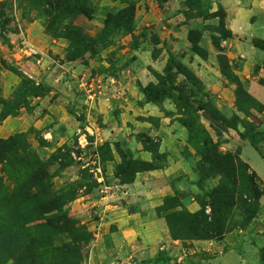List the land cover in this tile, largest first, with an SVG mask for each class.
<instances>
[{
    "label": "rangeland",
    "instance_id": "rangeland-1",
    "mask_svg": "<svg viewBox=\"0 0 264 264\" xmlns=\"http://www.w3.org/2000/svg\"><path fill=\"white\" fill-rule=\"evenodd\" d=\"M88 1L91 11L82 15L63 0H0V178L8 194L16 191L36 167L27 161L37 159L56 209L20 227V216L15 222L0 198V224L11 216L0 227V264H18L14 246L26 248L25 235L40 247L27 248L21 264H140L141 244L105 247L115 232L105 207L136 214L145 194L129 188L162 183L172 193L150 213L188 250L197 240L182 230L183 221L173 224L174 240L167 217L203 211L210 221L211 193L227 180L200 169H210L206 149L243 162L225 146L230 135L263 181L254 149L264 154V102L253 94L264 88V63L249 56L251 47L264 53V39L257 30L235 36L228 19L229 11L248 14L256 0ZM178 163L185 165L176 176L156 178ZM145 173H153V183L139 186ZM18 191L35 212L38 198ZM240 192L220 240L248 234L249 262L264 264V234L246 231L253 220L244 226L247 198ZM8 250L17 255L7 258Z\"/></svg>",
    "mask_w": 264,
    "mask_h": 264
},
{
    "label": "crops",
    "instance_id": "crops-1",
    "mask_svg": "<svg viewBox=\"0 0 264 264\" xmlns=\"http://www.w3.org/2000/svg\"><path fill=\"white\" fill-rule=\"evenodd\" d=\"M253 6L254 8L243 16L240 14V9V11L234 13H232L233 11H229L228 19H231L232 28L234 29H230L232 34L236 36L237 33L246 34L251 30H257L259 36L264 39V1L260 2L256 0ZM256 10V14H259L258 20L251 22L252 16H254ZM244 16H246V18L242 20ZM259 18H261V22ZM253 23H255L256 26H253ZM251 50L249 62L251 63V61L257 60L259 61L258 64L262 65V63H264V53L252 47ZM256 90L253 96L263 103L264 88ZM229 138L230 139L225 145L227 148H230L228 150L232 148H234L233 150H238L240 159L246 163L260 179V173L254 170L255 168L252 166V163H248L244 158L242 148L240 147L242 144L232 135H230ZM254 150L264 164V154L256 149ZM181 165L185 164H172L167 171L162 172L161 175H158L156 178L170 180V176H176V172ZM152 174L153 173L140 174L138 176L140 180L139 186L142 185L141 182L148 183L149 180H152ZM138 179H136V184H138ZM262 179L264 181V178ZM260 181L262 180L260 179ZM152 183L153 180L149 182V184ZM108 185L110 186L111 184ZM153 186L154 185H146V187L141 186L142 188H129L130 191L133 189H140V191L145 194L142 201L144 205H142L143 207L140 206L142 211H138L136 214L129 215L126 211H123V209L114 208L113 206L105 207L106 212L109 210L104 214L105 218L108 219V223L106 224H114L115 226L114 237L111 238L109 243H105V247L113 251L120 249L127 250L134 247V245L141 244V248H144L143 251L146 252H144L145 255L141 257L142 262H140V264H251L248 254L252 246H250L248 241V234L243 235L244 232H242L243 236L232 233L226 235L221 240L193 241L188 250L181 248L180 243L172 241L168 235L164 221L162 219H153L150 213L151 209L158 206L161 196H167L172 192L168 186L163 183L160 185V188H154ZM189 210L190 212H195L197 210L196 205L189 204ZM248 230L257 235L264 234V194L259 200L258 214L246 231ZM162 244V248L165 249V254L159 252ZM174 258H177L176 262Z\"/></svg>",
    "mask_w": 264,
    "mask_h": 264
},
{
    "label": "trees",
    "instance_id": "trees-1",
    "mask_svg": "<svg viewBox=\"0 0 264 264\" xmlns=\"http://www.w3.org/2000/svg\"><path fill=\"white\" fill-rule=\"evenodd\" d=\"M65 3L70 4L74 11L78 14L88 15L91 11V6L88 0H85L84 6L81 5L79 0H63ZM115 1V0H111ZM243 97L248 100V97L244 95ZM250 101V100H248ZM229 128V127H227ZM207 154H204L203 163L207 164L210 169L206 171L205 168L200 169L202 174L209 173H219L222 175L227 182L222 183L211 193V217L210 221H207V217L204 216V212L201 211L197 215H189V214H181L180 212L173 213L167 217V226L171 237H174V240H179L180 238H176L174 235V222L183 221V226L181 225L182 230L184 232L192 235L191 240L197 241H208V240H220V238L227 233L224 226V220L227 217L228 212L235 206V195L237 191H241L240 193H245L243 196H246L247 201H243L245 206V214L246 221L244 226H246L249 222H251L254 218H256L259 209V200L261 196L264 194V190H259L257 188V184L261 185L260 180L254 173H249L248 165L241 162L238 157H233L230 154L228 155H219L218 152H213V154H209V150L206 149ZM215 153V154H214ZM26 164L35 165V169L28 170L29 173L33 172L28 176L23 184L16 190L11 192L10 194L4 190V186L2 185V179L0 178V198L5 199V206L7 207L10 204V208L12 209V215H16L14 220L16 222V218L20 216L21 224L19 226L25 225V223H32L42 219L44 216L53 213L56 211L52 206V200L50 201L48 198L51 196L50 186H48L45 181L48 179V175L45 171V165L34 159H30ZM240 173V176H238ZM18 174L23 175V170L18 171ZM27 174H25L26 176ZM207 176L204 177V179ZM239 187V189H238ZM22 189L25 192V196L28 197L29 201L35 200L38 198V207L34 208L35 212H31V209L28 210V206H24V200L22 198H17V195L22 193V191H18ZM3 207V208H4ZM14 213V214H13ZM9 216L0 227H5L7 220L11 217ZM183 217H187L184 219ZM59 219V218H58ZM190 219V220H189ZM61 220V219H60ZM189 220V221H188ZM59 221V220H58ZM20 226V227H21ZM200 228V230H199ZM15 232V225L12 229ZM17 232V230H16ZM59 231H57L58 233ZM5 239L7 240L10 236L6 237L4 233ZM4 239V238H3ZM2 239V240H3ZM3 240L5 242L6 240ZM26 241L30 243H26L27 247L23 250L22 247L25 245L23 243L16 242L14 249H19V256L16 258L18 264L25 262V257H29L28 252H24L27 248L40 247V240H30L27 236H24ZM21 240V239H19ZM0 240V246L1 244ZM10 251V250H8ZM17 251H10L8 253L7 258H11L16 254ZM34 260L31 259L30 264H34Z\"/></svg>",
    "mask_w": 264,
    "mask_h": 264
}]
</instances>
